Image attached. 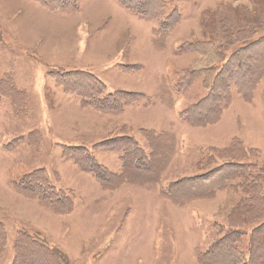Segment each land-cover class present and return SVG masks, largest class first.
<instances>
[{"label": "rangeland", "instance_id": "374dc122", "mask_svg": "<svg viewBox=\"0 0 264 264\" xmlns=\"http://www.w3.org/2000/svg\"><path fill=\"white\" fill-rule=\"evenodd\" d=\"M227 1L148 0L143 19L119 0H78L64 12L41 0H0V264H214L218 240L244 219L243 211L235 217L239 181L223 176L235 165L264 173V72L254 69L245 91L230 78L228 95L211 93L192 70L197 54L184 47L213 39L216 12L227 5L238 19L264 13L259 1ZM247 46L236 40L233 49L264 67V30ZM85 72L115 101L109 111L66 91L90 90ZM197 105L209 120L199 114L193 124L186 116ZM129 139L151 163L135 174ZM69 148L105 176L83 171ZM40 169L72 196L71 212L15 186ZM257 217L255 227L264 211Z\"/></svg>", "mask_w": 264, "mask_h": 264}, {"label": "trees", "instance_id": "16d2710c", "mask_svg": "<svg viewBox=\"0 0 264 264\" xmlns=\"http://www.w3.org/2000/svg\"><path fill=\"white\" fill-rule=\"evenodd\" d=\"M224 1L228 2L227 0ZM254 1L262 2L261 5L264 6V0ZM41 2L45 7L61 12L66 11L70 7L74 9L78 8V0H41ZM119 3L139 17L143 19L149 18L150 8L148 6V0L136 1L133 4L130 0H119ZM216 16L220 21L216 20L213 39L203 41L197 40L185 43V45L183 44L186 49L197 54L193 62V72L200 73V75L203 76L204 84L206 82L205 87L210 89L211 93L216 89L217 92L221 89L222 93L228 95L226 91L230 87L228 83L230 78H236L233 79V83L237 84L240 89L242 88V91H245L246 88L254 87L253 83L255 81L251 83L252 77L249 79L248 76L254 74V69H261L258 77L262 76L264 67H260L258 65L259 61L255 58H245L246 56L243 54V49L234 50L233 48L236 40L243 42V46L248 47L247 45L251 42L254 32L264 30V13L257 14L253 18L245 15L246 18L238 19L235 12L230 10L227 5L226 7L218 9ZM166 21V18L158 17L157 22L160 23L164 34L170 30ZM230 49H232V54L229 56L227 51ZM81 79L87 82L91 87L90 90L75 92L72 88L65 87L66 91L81 96L85 106H93L99 110L109 111V108L113 107L115 101L108 100V97L102 95L106 89L104 84L97 77L92 76L88 72H85ZM184 80L185 83L190 82L187 78H184ZM238 81H242L243 83L246 82L247 85H242ZM8 86H10L9 88L11 91L18 93V90H16L13 85L9 84ZM137 102L138 101H136L135 104H137ZM200 106H196L197 111L188 110L189 113H187L186 117L189 121L191 120L193 124H198L195 117H198L199 114H201V118H205L203 116V114L206 115L205 111L203 107ZM206 113L207 115L210 114L207 111ZM207 115L205 119L209 120V116ZM180 117L186 118L182 114H180ZM30 141L31 143H35V140L31 138ZM126 142L127 143L124 145H129L132 149L137 150V157L133 156L137 158V161L128 165L134 174L140 171L139 169H144L151 164L147 162L148 159L143 155L137 142L131 139ZM69 149L74 153L73 156L68 154L69 158L74 160L83 171L91 172L100 179L105 176V169H101L99 164L93 161L87 153L78 151V148ZM126 158L127 162H133L131 153L127 154ZM252 169L255 168L252 167ZM235 170L234 172L230 171V175H224L223 180L239 181L238 189L239 192L243 194L244 199L238 205L235 211V217L239 212L243 211L244 219L239 221L234 229L229 231L223 239L218 240L214 247L215 252H217L216 259L212 261L214 264L220 263V261L229 262L228 264H264V223H261V225L258 224V226L261 227L260 229L259 227H255L257 224L256 220L259 218L257 215L264 211V173H256L254 170L246 169V166L238 165H235ZM15 186L21 193L32 198H38L41 204L47 207V209L52 208L61 214L69 213L74 209V199L72 196L61 192V190H56L51 184L44 169L37 170L36 172L26 175L24 178L22 177L19 182H15ZM195 187L197 189L199 188L197 184H192L189 186L188 190L195 189ZM203 187L204 190L207 189L206 185H203ZM217 188H220V186L214 187V189ZM249 226H253L251 230H249ZM23 248L29 256L33 258L41 256V254L38 253L39 249L24 245ZM245 252L250 254L249 259H246L245 255L239 257L240 254H244Z\"/></svg>", "mask_w": 264, "mask_h": 264}]
</instances>
